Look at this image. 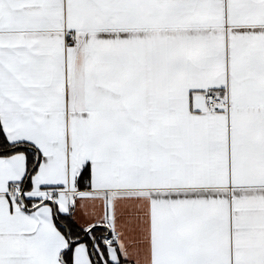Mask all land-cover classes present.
<instances>
[{
  "label": "snow or ice",
  "instance_id": "6c2138e0",
  "mask_svg": "<svg viewBox=\"0 0 264 264\" xmlns=\"http://www.w3.org/2000/svg\"><path fill=\"white\" fill-rule=\"evenodd\" d=\"M0 264H264V0H0Z\"/></svg>",
  "mask_w": 264,
  "mask_h": 264
}]
</instances>
